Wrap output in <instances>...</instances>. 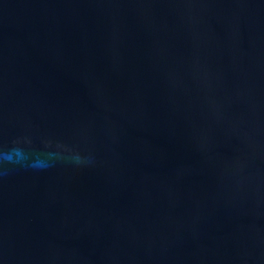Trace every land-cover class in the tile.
Segmentation results:
<instances>
[{
    "label": "water",
    "instance_id": "water-1",
    "mask_svg": "<svg viewBox=\"0 0 264 264\" xmlns=\"http://www.w3.org/2000/svg\"><path fill=\"white\" fill-rule=\"evenodd\" d=\"M0 264H264V0H0Z\"/></svg>",
    "mask_w": 264,
    "mask_h": 264
}]
</instances>
